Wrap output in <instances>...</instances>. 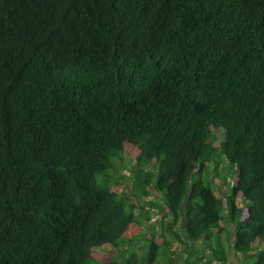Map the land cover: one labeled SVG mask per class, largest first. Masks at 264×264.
<instances>
[{
	"label": "trees",
	"instance_id": "1",
	"mask_svg": "<svg viewBox=\"0 0 264 264\" xmlns=\"http://www.w3.org/2000/svg\"><path fill=\"white\" fill-rule=\"evenodd\" d=\"M141 146L119 192L106 172ZM223 163L224 196L202 181ZM146 206L171 214L184 264L226 261L221 222L264 264V0H0V264H183ZM131 226L151 231L138 256L118 246Z\"/></svg>",
	"mask_w": 264,
	"mask_h": 264
},
{
	"label": "rangeland",
	"instance_id": "2",
	"mask_svg": "<svg viewBox=\"0 0 264 264\" xmlns=\"http://www.w3.org/2000/svg\"><path fill=\"white\" fill-rule=\"evenodd\" d=\"M222 140L223 130H213L212 135L209 139V143L217 147L220 153L222 152ZM143 150V146L139 148H125L122 153V161H116L115 167L106 172L112 184L114 182L118 183L116 190H118L119 192L123 191L127 193L128 191H130L132 179L139 173L137 161ZM231 169L232 168L227 163H223L219 167H215L211 164L209 166V179L207 177H204L202 181L204 184L211 185V188L213 190H216L217 193L224 196L228 193L229 186L234 184L236 180V177L234 175H229ZM145 170H151L152 173H155V167L151 165L146 166ZM224 179L226 180V183L223 182ZM98 180L100 182V179ZM155 197H157V194L153 192L150 198L144 199L145 203L144 201H141V206L146 205V203L153 202V198ZM237 203L239 206L246 208L247 201L243 200L241 197H238ZM136 215L138 216V219L142 223V225L147 220V217L150 218L149 221L145 224L144 228L148 227L152 230V234L154 235V238L158 245L166 242L168 247H170L169 250L171 254L169 255L174 259L175 262L184 264L188 261V248L186 247L185 242H179L178 240H176L174 235L166 228V224L168 222H171V214H168L166 211L157 214L155 208L152 209L146 206L144 211H137ZM218 226L219 228H222V230L219 232L214 230L212 233L213 235L214 233L218 234L219 243L222 247V251L219 253H222L221 255L226 256V261H222V259H217L216 257H214L211 250L202 251L203 247H200L197 251L196 256L201 260L197 264L207 263L208 261L209 264H244L246 261L247 262L245 264H249L251 262V259L255 260L256 256L254 255L251 257V255L257 252V248L254 252H250L247 255H241L232 248H229V245L233 242V236L230 234L231 227L225 222H221ZM133 234L136 235L135 240L137 238V241L134 240L133 242L128 243L119 241L118 246H120L123 251L126 252L131 249L138 256L140 253L138 248L143 244V235L146 234L147 237H150L151 231L150 233H148L143 229H138L136 226H131V228H129V231L124 234L123 239H131ZM212 246L213 249L218 248L215 238L212 239ZM93 251L94 259L99 262L107 260L121 262L122 260L120 259L118 252L111 247H104L98 251ZM219 253L217 254V257H221ZM190 259L192 260V258ZM161 262L166 264V258L163 257V261L161 260Z\"/></svg>",
	"mask_w": 264,
	"mask_h": 264
},
{
	"label": "crops",
	"instance_id": "3",
	"mask_svg": "<svg viewBox=\"0 0 264 264\" xmlns=\"http://www.w3.org/2000/svg\"><path fill=\"white\" fill-rule=\"evenodd\" d=\"M131 228V227H130ZM155 242H156V240H155ZM157 243V242H156ZM158 244V243H157Z\"/></svg>",
	"mask_w": 264,
	"mask_h": 264
}]
</instances>
